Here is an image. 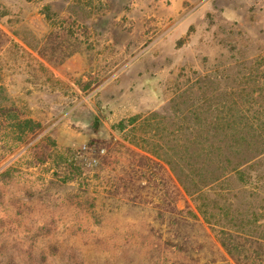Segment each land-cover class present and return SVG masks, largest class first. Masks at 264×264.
<instances>
[{"label": "rangeland", "instance_id": "374dc122", "mask_svg": "<svg viewBox=\"0 0 264 264\" xmlns=\"http://www.w3.org/2000/svg\"><path fill=\"white\" fill-rule=\"evenodd\" d=\"M220 111L264 121V0H0V264H236L175 221L217 239L179 174Z\"/></svg>", "mask_w": 264, "mask_h": 264}, {"label": "trees", "instance_id": "16d2710c", "mask_svg": "<svg viewBox=\"0 0 264 264\" xmlns=\"http://www.w3.org/2000/svg\"><path fill=\"white\" fill-rule=\"evenodd\" d=\"M221 112L211 124H193V141L184 144L185 148L193 145L192 169L187 174H179L183 188L193 192L199 214L215 231L217 239L201 227L195 228L199 215L194 210L193 222L183 213L175 221L183 226L193 224V231L200 229L215 254H229L236 264H264V208L263 212L252 211V216L248 217L238 210L233 212L227 205L232 194L227 182L234 176L245 184L253 177L250 172L253 165L248 166V162L254 156L249 154L264 152V121L257 116V122H250L246 112L227 111L224 115ZM194 114L200 116L201 113L195 110ZM141 118L142 115L136 114L128 122L136 123ZM126 124L125 120L119 121V129H125ZM188 177L189 182H186ZM191 182L193 186L189 188ZM259 182L260 179L254 184L255 191ZM209 195H213L212 198ZM216 207L222 210L220 216L212 210ZM193 241V247L201 246V241Z\"/></svg>", "mask_w": 264, "mask_h": 264}]
</instances>
